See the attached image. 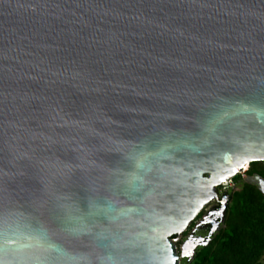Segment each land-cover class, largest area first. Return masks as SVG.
<instances>
[{"label":"water","instance_id":"1","mask_svg":"<svg viewBox=\"0 0 264 264\" xmlns=\"http://www.w3.org/2000/svg\"><path fill=\"white\" fill-rule=\"evenodd\" d=\"M258 161L264 0H0V264H182Z\"/></svg>","mask_w":264,"mask_h":264},{"label":"trees","instance_id":"2","mask_svg":"<svg viewBox=\"0 0 264 264\" xmlns=\"http://www.w3.org/2000/svg\"><path fill=\"white\" fill-rule=\"evenodd\" d=\"M263 258L264 195L257 186L244 183L232 195L223 231L199 251L195 264H261Z\"/></svg>","mask_w":264,"mask_h":264},{"label":"flooded vegetation","instance_id":"3","mask_svg":"<svg viewBox=\"0 0 264 264\" xmlns=\"http://www.w3.org/2000/svg\"><path fill=\"white\" fill-rule=\"evenodd\" d=\"M249 171L246 177L250 181H255L259 176L264 178V162H252L249 164ZM243 179L226 187L223 193L219 194V198L210 202L197 218L192 222L189 228L183 233L181 240L177 242L179 252L184 254L181 259L182 264H186L194 260L199 251L210 245L213 240L223 231L228 218L229 208L232 202L234 192L240 190L243 185ZM177 235L173 239H176ZM190 253V255H185Z\"/></svg>","mask_w":264,"mask_h":264},{"label":"built area","instance_id":"4","mask_svg":"<svg viewBox=\"0 0 264 264\" xmlns=\"http://www.w3.org/2000/svg\"><path fill=\"white\" fill-rule=\"evenodd\" d=\"M249 169V164L245 165L239 172H238V175L243 178L246 177V172L248 171ZM233 182V179L232 180H229L227 182H225L224 184H222V187H226L227 185H229L230 183Z\"/></svg>","mask_w":264,"mask_h":264},{"label":"rangeland","instance_id":"5","mask_svg":"<svg viewBox=\"0 0 264 264\" xmlns=\"http://www.w3.org/2000/svg\"><path fill=\"white\" fill-rule=\"evenodd\" d=\"M234 180V179H233ZM238 180H240V179H237V181L236 182H238ZM233 183V182H232ZM232 183H230L229 185H231ZM229 185H227L226 187H228ZM226 187H222V186H220V187H218V189H219V194L220 193H223L225 190V188ZM195 259L194 260H191V261H189L188 263H186V264H195ZM261 264H264V258L262 259V261H261Z\"/></svg>","mask_w":264,"mask_h":264},{"label":"snow or ice","instance_id":"6","mask_svg":"<svg viewBox=\"0 0 264 264\" xmlns=\"http://www.w3.org/2000/svg\"><path fill=\"white\" fill-rule=\"evenodd\" d=\"M185 255H190V253H185Z\"/></svg>","mask_w":264,"mask_h":264}]
</instances>
